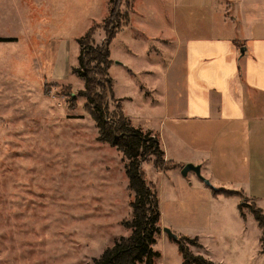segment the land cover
Returning a JSON list of instances; mask_svg holds the SVG:
<instances>
[{"label":"rangeland","instance_id":"374dc122","mask_svg":"<svg viewBox=\"0 0 264 264\" xmlns=\"http://www.w3.org/2000/svg\"><path fill=\"white\" fill-rule=\"evenodd\" d=\"M115 1L114 20L120 13L130 21L109 45L113 96L132 126L158 132L163 113L145 84L159 87L162 80L156 70L168 61L163 49L171 45L162 40L170 22L155 8L163 1L170 14V6ZM109 12V0H0V264H94L131 235L123 225L132 220L128 162L97 141L96 123L78 95L84 80L73 72L78 40L97 25L91 45L101 46L112 29L104 25ZM88 68L97 73L102 65ZM101 75L98 92L106 94ZM115 110L109 99V112ZM151 161L142 170L159 201L157 264H183L178 238L213 264H264L263 231L252 214L258 208L264 215V195L214 200L215 187L194 172H160Z\"/></svg>","mask_w":264,"mask_h":264},{"label":"crops","instance_id":"0c3cea01","mask_svg":"<svg viewBox=\"0 0 264 264\" xmlns=\"http://www.w3.org/2000/svg\"><path fill=\"white\" fill-rule=\"evenodd\" d=\"M166 2L170 14L163 1H158L155 12L170 22L162 40L171 45L163 49L168 61L163 70H156L162 76L159 87L145 84L146 94L157 96L154 102L163 115L158 132L148 131L158 138L165 161L176 167L172 171L187 164L200 167V175L216 189H210L212 199L230 189L260 200L264 0Z\"/></svg>","mask_w":264,"mask_h":264},{"label":"trees","instance_id":"16d2710c","mask_svg":"<svg viewBox=\"0 0 264 264\" xmlns=\"http://www.w3.org/2000/svg\"><path fill=\"white\" fill-rule=\"evenodd\" d=\"M117 2L109 0L110 12L104 25L110 24L112 29L105 30V40L101 46L93 47L91 45V43L94 44L92 37L98 28L97 25L92 26L83 38L78 40L81 48L78 57L79 67L73 70L74 74L84 80V90L80 91L78 95L84 97L86 111L96 123L97 141L115 149L128 162L125 167V175L128 180V190L133 194V200L130 203L132 220L123 222L125 227L131 229V235L121 238L112 247L106 248L100 258L94 260V264H157L160 254L155 251L154 246L156 236L160 234L159 201L155 187L145 178L142 165L152 162L151 159L154 158L156 162L153 165L160 172L176 167L165 161L158 138L149 131L144 132L141 128L132 126L122 112L119 102L114 99L112 80L108 76L111 64L109 45L122 27V25L115 24L121 22H125L124 25L128 24L127 18H121L120 13H118L117 20H114L117 13L116 4L119 5ZM90 62L102 65V69L97 73L106 77V94L98 92L100 84L95 78L97 73L88 68ZM109 99L116 102L114 113L109 112ZM217 193H222L225 196L240 195V193L224 191ZM252 214L264 236V215L258 208ZM181 240L183 239L178 238L176 243L182 254L183 264H213L201 256H193Z\"/></svg>","mask_w":264,"mask_h":264},{"label":"water","instance_id":"95a60500","mask_svg":"<svg viewBox=\"0 0 264 264\" xmlns=\"http://www.w3.org/2000/svg\"><path fill=\"white\" fill-rule=\"evenodd\" d=\"M240 53H241V55H243L244 51L241 50ZM116 64H118V63H116ZM189 172H194L200 179H202L204 181V183L209 185V182L200 176V167L199 166H193L191 164H187L184 167H182V175L186 176L187 173H189ZM165 232H167V234L171 238H174V236L171 235V233H169V231L165 230Z\"/></svg>","mask_w":264,"mask_h":264}]
</instances>
